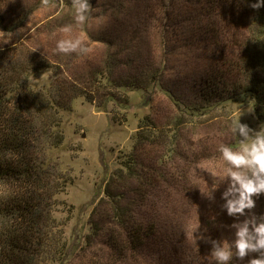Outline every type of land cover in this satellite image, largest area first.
<instances>
[{
	"label": "rangeland",
	"instance_id": "374dc122",
	"mask_svg": "<svg viewBox=\"0 0 264 264\" xmlns=\"http://www.w3.org/2000/svg\"><path fill=\"white\" fill-rule=\"evenodd\" d=\"M90 2L95 11L79 23L73 0H0V31L13 33L0 44V64L17 68L8 91L36 102L29 107L35 121L30 153L43 161L49 193L59 189L44 218L63 225L53 238L65 244V254L42 264H210L214 248L225 245L238 264H250L256 253L239 258L236 233L245 222H261L264 193L253 197L255 207L244 215L229 216L223 194L232 183L231 166L219 152L247 143L232 130L234 121L246 124L250 136L264 128V98L226 100L246 77L236 65L246 59L250 18L224 7L206 12L204 0ZM65 26L70 30L60 31ZM64 39L81 44L59 53L56 44ZM225 62L230 67L215 70ZM216 72L220 91L206 105L205 83ZM98 73L102 83L137 81L142 89L108 87L100 96L113 93L117 101L100 107L103 99L89 105L78 98L70 112L29 99L59 87L96 93ZM144 117L156 127L155 138L136 149V178L130 179L120 170ZM112 178L109 189L129 217L153 229L152 240L125 251L126 257L110 246L123 235L105 195Z\"/></svg>",
	"mask_w": 264,
	"mask_h": 264
},
{
	"label": "trees",
	"instance_id": "16d2710c",
	"mask_svg": "<svg viewBox=\"0 0 264 264\" xmlns=\"http://www.w3.org/2000/svg\"><path fill=\"white\" fill-rule=\"evenodd\" d=\"M204 1L208 4L206 12L210 9L215 12L217 8L224 7L238 15L243 12L248 19L250 18L248 22L250 39L246 41V59H240V64L236 65L237 69L239 68L238 71L245 73L246 77L238 87L234 86L232 91L234 94L226 100H234L235 97H242L248 101L262 100L264 98V79L262 80V77L264 78V8L259 10L250 8L249 5L255 0ZM224 65L230 67L229 62L228 64L226 62L217 63L215 70L220 71ZM16 69L13 65L5 67L0 64V264H42L47 260L55 263V254L60 257L65 254V244L53 238V232L54 229L58 231L63 225L56 226L49 218H44V212L59 189L56 193H49L51 178L44 170L43 161L32 157L30 153L29 136L33 133L35 121L30 120L29 107L35 105L36 102L30 103L22 94L8 91L13 84ZM218 72L214 73L215 77L212 76L205 83L209 88V93L202 95L207 97L204 101L206 105L215 102L213 98L217 95L216 92L220 91L218 87L220 84L218 80L215 81ZM97 76L96 82L99 83L95 89L96 93H91L87 88L82 89L81 87L80 90L72 89V87L69 89L59 87L54 93L48 91L44 95L33 94L29 99L30 101L38 100L43 109L53 108L57 111L70 112L72 102L78 98L84 99L89 105L100 103V99H103L102 105L99 104L100 107L104 106L107 100L117 101L113 93H105L107 97L100 96L108 87H116L120 90L122 88L142 89L141 83L138 84L137 81L126 83L114 80L111 82L110 78H106V83H102L103 75L98 73ZM151 79L150 82L154 80ZM221 87L224 86L221 85ZM53 94L56 95L53 96ZM121 104L124 105V103ZM155 128L149 117H144L138 126L135 146L128 156L130 161L124 162L120 170L121 172L125 170L130 179L136 178L132 174L135 171L133 161L136 159V149L146 146L150 140L155 138ZM112 185L113 178L105 189V195L110 199L109 215L114 222V227L120 228L123 235L113 239L114 244L110 246L113 252H118V249L119 254L122 253V255L125 251L136 252L142 245L152 240L153 229L146 228L129 217L127 208H124L123 203L117 200L119 196H113L109 189ZM90 229L92 233L94 227L91 226ZM61 233L60 229L56 234ZM123 256L126 257V255ZM258 256L259 253H256V258ZM201 260L204 259L200 258L199 261ZM236 261L237 258L233 256L228 264H238ZM210 262V264H217L215 259Z\"/></svg>",
	"mask_w": 264,
	"mask_h": 264
},
{
	"label": "clouds",
	"instance_id": "9594fccd",
	"mask_svg": "<svg viewBox=\"0 0 264 264\" xmlns=\"http://www.w3.org/2000/svg\"><path fill=\"white\" fill-rule=\"evenodd\" d=\"M72 7L75 12V19L79 23L85 22L90 14L95 11L90 0H73ZM253 10L264 8V0H255L249 5ZM100 20L97 19L96 26L99 27ZM68 26L60 29L62 32H68ZM13 36L12 32L0 31V44L8 43ZM81 44L80 39L75 41L64 39L56 44V50L59 53L67 54L73 52ZM83 52H90L85 47ZM239 130L244 138V146L241 150L235 151L231 147L221 146L219 152L223 160L231 167L228 168L227 175L231 178V185L223 194L226 199L224 207L229 216L244 215L245 210H251L255 207L253 197H259L264 193V128L250 136V129L246 124H240L239 120L232 123V130ZM232 169H237L233 171ZM229 196L232 199H227ZM251 224V229L249 225ZM235 249L239 258H244L249 253H259V256L250 261V264H264V217L260 223L245 222L236 233ZM201 239V237H196ZM232 252L228 246L214 248L212 256L217 264H228L232 257Z\"/></svg>",
	"mask_w": 264,
	"mask_h": 264
}]
</instances>
